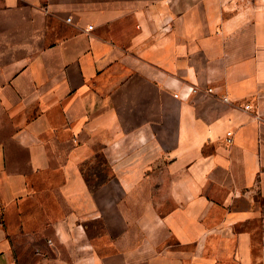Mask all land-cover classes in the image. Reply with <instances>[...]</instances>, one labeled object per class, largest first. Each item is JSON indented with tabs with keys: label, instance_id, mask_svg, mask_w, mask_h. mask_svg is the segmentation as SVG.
I'll return each mask as SVG.
<instances>
[{
	"label": "crops",
	"instance_id": "crops-1",
	"mask_svg": "<svg viewBox=\"0 0 264 264\" xmlns=\"http://www.w3.org/2000/svg\"><path fill=\"white\" fill-rule=\"evenodd\" d=\"M254 194L264 0H0V264H264Z\"/></svg>",
	"mask_w": 264,
	"mask_h": 264
},
{
	"label": "rangeland",
	"instance_id": "rangeland-1",
	"mask_svg": "<svg viewBox=\"0 0 264 264\" xmlns=\"http://www.w3.org/2000/svg\"><path fill=\"white\" fill-rule=\"evenodd\" d=\"M103 164H104V156L101 153L95 155L92 162H89L87 164V168L85 170H86L87 176L89 177V181L91 182V187L93 188L98 187L97 184H94V182H99L102 179H106V170L105 169L98 170V167H97ZM253 197H254L253 199L255 200L257 207L261 208V210L264 213V201L257 194H254Z\"/></svg>",
	"mask_w": 264,
	"mask_h": 264
},
{
	"label": "built area",
	"instance_id": "built-area-1",
	"mask_svg": "<svg viewBox=\"0 0 264 264\" xmlns=\"http://www.w3.org/2000/svg\"><path fill=\"white\" fill-rule=\"evenodd\" d=\"M68 21H71V19H68ZM89 29H93V26H91ZM178 97V96H177ZM247 109L250 108V106H246ZM226 142L228 144H232L233 143V133L232 132H229L227 134V138H226ZM50 244L52 243L50 240L48 241Z\"/></svg>",
	"mask_w": 264,
	"mask_h": 264
}]
</instances>
